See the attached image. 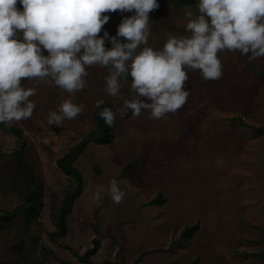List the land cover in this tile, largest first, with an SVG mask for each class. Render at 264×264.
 <instances>
[{"label":"rangeland","instance_id":"rangeland-1","mask_svg":"<svg viewBox=\"0 0 264 264\" xmlns=\"http://www.w3.org/2000/svg\"><path fill=\"white\" fill-rule=\"evenodd\" d=\"M157 2L159 9L149 14L146 45L154 50L162 49L168 32L189 35L186 9L198 14V4ZM17 7L23 10L19 3ZM133 14L104 13L110 19L99 35L106 30L116 36L122 20ZM218 55L221 78L204 81L199 70H188L186 104L159 120H149L144 110L133 116L131 109H124L125 101L137 98L130 75L121 79L118 97L106 94L109 73L99 65L86 66L85 88L76 93L47 80L22 81L36 90L29 97L36 105L33 115L0 125L22 132L24 157L44 184L45 207L31 231L59 256L61 263L52 264H80L96 240L101 247L91 258L95 262L189 264L199 259L204 264H264V138L251 127L264 126V58L249 62L227 50ZM65 100L83 105L82 112L60 127L49 125V113ZM99 100L116 107L114 139L106 144L90 141L74 162L84 188L67 216V236L53 242L48 233L57 230L54 215L72 185L56 160L95 130ZM20 147L0 126V168ZM130 162H135L133 168L124 173ZM112 179L125 192L120 204L108 194ZM95 192L101 193L99 201L93 200ZM157 198L161 201L151 203ZM23 203L16 192L0 191L2 213H15ZM195 224V233L181 240V232ZM17 227L15 223L0 230V261L21 264L30 254L32 260L42 258L43 251L34 250ZM23 240L26 249L15 250Z\"/></svg>","mask_w":264,"mask_h":264},{"label":"clouds","instance_id":"clouds-1","mask_svg":"<svg viewBox=\"0 0 264 264\" xmlns=\"http://www.w3.org/2000/svg\"><path fill=\"white\" fill-rule=\"evenodd\" d=\"M159 7L157 0H0V123L32 117L36 105L29 97L36 90L26 88L24 80H47L76 93L85 88L86 66L99 65L109 73L106 94L118 97L121 79L130 75L137 98L125 101L124 109L133 116L144 110L149 120H159L186 104L188 70H199L204 81H216L223 70L218 53L239 52L249 62L264 58V0H199L198 14L185 10L189 35L168 32L162 49L154 50L146 46L149 14ZM117 11L134 14L122 20L116 36L106 30L100 36L110 19L104 13ZM103 103L97 101L96 107ZM82 110L83 105L65 100L49 113L48 124L60 127ZM98 115L114 126L111 109ZM108 194L116 204L125 197L115 179ZM100 199L95 192L93 200Z\"/></svg>","mask_w":264,"mask_h":264},{"label":"trees","instance_id":"trees-1","mask_svg":"<svg viewBox=\"0 0 264 264\" xmlns=\"http://www.w3.org/2000/svg\"><path fill=\"white\" fill-rule=\"evenodd\" d=\"M177 7L190 6L198 4L199 0H170ZM107 48L108 45L105 43ZM47 55V51L44 52ZM127 77V76H125ZM103 108H109L113 113L116 111V107L111 102H104L99 108H96L94 112V118L96 121L95 130L85 136L76 146L71 148L67 153L56 160L57 167L66 174L71 180V186L65 193L63 200L59 204V208L54 215V224L57 230L48 233L49 239L53 242L65 238L68 234L67 227V216L71 212L75 200L81 195L84 188V178L82 173L74 165L77 158L85 151L90 141L98 144L111 143L114 139L113 126L109 127L105 121L100 118L98 113ZM115 121V119H114ZM4 130L10 132L15 136L21 143V147L16 149L9 158L0 168V191L3 194L9 192H16L24 203L15 211V213L0 211V230L17 224V228L21 229L31 242L32 248L37 250L39 247L43 251L42 258H36L32 260L30 258L32 254L27 256L21 261V264H52L60 262L59 256L50 250L46 245H41L39 238H35L31 231V226L36 222L39 215L42 213L45 207V187L41 179L37 178L33 172L31 165L26 161L24 157L25 142L22 137V132L16 129H6L3 124L0 125ZM253 131L261 135L264 138V126H251ZM135 162H130L126 165L124 173L130 171ZM161 201L159 198L152 200L151 203H158ZM22 224V225H20ZM24 224H26L24 226ZM198 229V225H192L186 227L180 234L181 240H187L190 238L195 231ZM101 242L96 240L94 248L86 251L82 257L80 264H122L120 262L102 261L95 262L91 260L100 249ZM25 241L23 240L19 245L15 247L17 251L25 250ZM262 257H264L262 255ZM7 261H0V264H5ZM61 263V262H60ZM66 264H74L72 262ZM189 264H204L199 259L194 260Z\"/></svg>","mask_w":264,"mask_h":264}]
</instances>
